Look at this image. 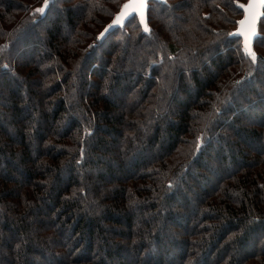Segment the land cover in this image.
<instances>
[{
	"label": "trees",
	"instance_id": "1",
	"mask_svg": "<svg viewBox=\"0 0 264 264\" xmlns=\"http://www.w3.org/2000/svg\"><path fill=\"white\" fill-rule=\"evenodd\" d=\"M126 1L0 0V264H264V9Z\"/></svg>",
	"mask_w": 264,
	"mask_h": 264
},
{
	"label": "snow or ice",
	"instance_id": "2",
	"mask_svg": "<svg viewBox=\"0 0 264 264\" xmlns=\"http://www.w3.org/2000/svg\"><path fill=\"white\" fill-rule=\"evenodd\" d=\"M49 5V0H44V6L37 8V13H44L45 8ZM148 7L147 0H127L103 32H101L97 39L104 37L105 33L114 25L123 26L125 21L131 22V19L139 17V23L143 25L145 32H150V28L146 22L145 12ZM240 7L245 9V18L239 21L241 28L240 34L244 37V51L255 62L257 59L256 53L251 48V40L256 32V18L259 15L258 9L264 8V0H249L247 5L241 4ZM199 139V138H198Z\"/></svg>",
	"mask_w": 264,
	"mask_h": 264
},
{
	"label": "water",
	"instance_id": "3",
	"mask_svg": "<svg viewBox=\"0 0 264 264\" xmlns=\"http://www.w3.org/2000/svg\"><path fill=\"white\" fill-rule=\"evenodd\" d=\"M151 0H147V4H149V2H150ZM127 2V1H126ZM125 2V3H126ZM248 3H249V0H248ZM247 3V4H248ZM247 4H244V5H247ZM263 9L264 8H260V9H258V11H259V15H257V18H256V32H255V35L252 37V40H251V48H252V42H253V40H254V38H255V36L257 35V26H258V22H259V20H260V18H261V16H262V14H263ZM147 10H148V7H147V9H146V12H145V17H146V15H147ZM245 18V14H244V17H243V19ZM127 21V20H126ZM125 21V22H126ZM116 26H119V25H114V26H112L111 28H113V27H116ZM111 28H109L108 29V31L111 29ZM240 28H241V26H240ZM237 34L239 35V36H242L241 34H240V31L239 32H237ZM243 37V36H242Z\"/></svg>",
	"mask_w": 264,
	"mask_h": 264
},
{
	"label": "rangeland",
	"instance_id": "4",
	"mask_svg": "<svg viewBox=\"0 0 264 264\" xmlns=\"http://www.w3.org/2000/svg\"><path fill=\"white\" fill-rule=\"evenodd\" d=\"M248 0H245V3L247 2ZM248 3V2H247ZM246 3V4H247ZM242 17H244V15H242V16H239V18L238 19H241ZM243 19V18H242ZM261 25V24H260ZM240 24H239V26L237 25V26H232L231 25V27L234 29V31H236V32H239L240 31ZM262 29H264V25L263 26H259V32H262ZM252 50H253V48H252Z\"/></svg>",
	"mask_w": 264,
	"mask_h": 264
}]
</instances>
